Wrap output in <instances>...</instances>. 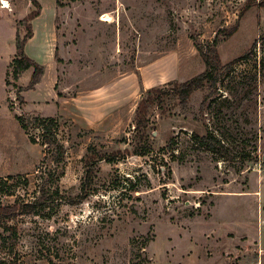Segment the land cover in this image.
<instances>
[{
  "label": "rangeland",
  "instance_id": "374dc122",
  "mask_svg": "<svg viewBox=\"0 0 264 264\" xmlns=\"http://www.w3.org/2000/svg\"><path fill=\"white\" fill-rule=\"evenodd\" d=\"M37 1L39 15L30 22L33 35L24 53L44 74L27 89L32 69L14 82L10 63L15 34H25L19 23L35 8L29 0H0L2 205L34 201L47 171L62 173L59 191L75 196L88 147L110 152L141 141L135 102L92 128L77 117L73 96L174 52L143 70L146 83L153 81L147 90H169L167 83L204 72L195 44L204 47L216 36L221 41L237 22L238 29L217 47L223 68L214 88L196 92L186 108L169 94L149 111L148 154L98 163L92 192L81 203H53L39 216L0 221V259L264 264V8L258 7L264 0ZM16 117L57 120L55 134L64 148L59 165L43 162L41 131L23 130ZM195 132L209 133L221 148L198 145Z\"/></svg>",
  "mask_w": 264,
  "mask_h": 264
},
{
  "label": "trees",
  "instance_id": "16d2710c",
  "mask_svg": "<svg viewBox=\"0 0 264 264\" xmlns=\"http://www.w3.org/2000/svg\"><path fill=\"white\" fill-rule=\"evenodd\" d=\"M35 10L31 11L28 16L21 21L20 25L25 26L24 36H20L17 32L15 34V57L11 60L10 70L11 77L14 82L20 79L23 73L32 69V75L30 78V83L27 89L34 88L37 85L43 74L44 69L37 63L29 59L25 53L24 48L28 40L32 38V29L30 22L33 21L39 15L40 4L37 0H29ZM251 4H247L245 10L250 8ZM259 8H264V2L258 4ZM238 29V22L235 25L223 32L222 40H227L233 36V34ZM221 40V41H222ZM216 36L211 43H207L204 47L199 44H195V48L202 59L205 70L203 73L192 78L191 80L179 83L172 81L167 83L165 86H169V90L163 88L155 87L151 88L142 93L141 100L136 106L134 112L133 121L135 123V128L140 131L139 139L132 149L116 150V151H98L93 147H88L86 154L84 156V177L81 183L79 193L75 196H69L62 194L57 184L62 173L57 176L54 175L55 172L47 171L45 175L41 178V184L38 187V196L32 202H16L12 205H2L0 204V221H7L14 219L17 216L23 215H40L41 212L49 205L53 203L65 202L69 204L81 203L89 194L92 192V187L94 184L95 170L98 163L104 161L106 163H114L116 161H123L129 156H145L151 150L150 145H144L148 142V136L146 134L148 125V114L152 108L160 107L165 96L171 94L173 100L178 102V104L186 108L192 96L196 92H202L206 89L214 88L217 82V72H219L223 65L219 58L217 47L221 42ZM248 56L243 57L246 59ZM230 67V65H228ZM227 67V68H228ZM139 76L138 74H136ZM7 84V82H6ZM22 102V101H21ZM18 123L23 130H27L29 127L34 129H39L41 131V145L45 147L43 162H48L50 165H59L63 160L64 148L59 143L55 130L57 128V120L55 118H40L33 117L30 119H25L23 117H16ZM192 139L196 143L209 151L214 150L216 147L221 148L220 141L215 137H212L209 133L197 134L196 132L191 135ZM32 143H35L34 138H30ZM139 144V145H137ZM171 147V145H170ZM173 148V147H172ZM161 151H165L161 149ZM45 176V177H44ZM0 264H7L5 259H0Z\"/></svg>",
  "mask_w": 264,
  "mask_h": 264
},
{
  "label": "crops",
  "instance_id": "0c3cea01",
  "mask_svg": "<svg viewBox=\"0 0 264 264\" xmlns=\"http://www.w3.org/2000/svg\"><path fill=\"white\" fill-rule=\"evenodd\" d=\"M173 53L174 52L168 53L144 66H140L139 68H136L134 72L123 74L122 76L117 78H110L107 81L102 82L100 86H97L92 90L76 94L70 100L71 104L74 107V110L77 113V117L87 127L96 128L121 107L132 105V103L134 102L137 105V103L139 102L138 100L141 99L142 93L150 88L151 84L153 83V81H150L149 84L146 83L143 77V70L145 68L153 67L160 61L165 60L166 57L172 55ZM178 62L179 59L177 60V65ZM136 74L141 77V81L143 84V87L141 89L140 87H138L139 84ZM160 81H163L162 78H160L159 82ZM134 83L136 85V88L130 90V85H133ZM58 93L62 94V92ZM61 99V97H57L56 100L58 101ZM62 101L66 102L65 98L62 99ZM261 180L262 182L260 184L263 185L264 180ZM259 200L260 204L263 205L264 191H262L261 194L259 191ZM260 250L264 251L263 249Z\"/></svg>",
  "mask_w": 264,
  "mask_h": 264
},
{
  "label": "bare ground",
  "instance_id": "6f19581e",
  "mask_svg": "<svg viewBox=\"0 0 264 264\" xmlns=\"http://www.w3.org/2000/svg\"><path fill=\"white\" fill-rule=\"evenodd\" d=\"M3 4H6L5 2ZM5 7H7V5H5Z\"/></svg>",
  "mask_w": 264,
  "mask_h": 264
},
{
  "label": "water",
  "instance_id": "95a60500",
  "mask_svg": "<svg viewBox=\"0 0 264 264\" xmlns=\"http://www.w3.org/2000/svg\"><path fill=\"white\" fill-rule=\"evenodd\" d=\"M263 160H264V156H263Z\"/></svg>",
  "mask_w": 264,
  "mask_h": 264
}]
</instances>
